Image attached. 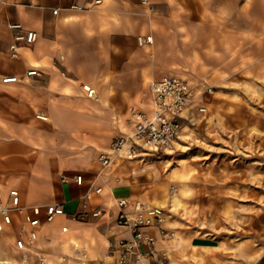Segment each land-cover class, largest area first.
<instances>
[{"label": "crops", "instance_id": "1", "mask_svg": "<svg viewBox=\"0 0 264 264\" xmlns=\"http://www.w3.org/2000/svg\"><path fill=\"white\" fill-rule=\"evenodd\" d=\"M177 1L148 0L145 5L141 0H102L99 6H92V0H34L36 7L31 8L27 0H8V6H14L15 19L7 24L3 21L1 27L0 78L16 76L19 81H0V191L5 197L10 189H17L26 207L62 204L64 209L63 216L40 227L33 249L41 251L45 238L59 251L72 247L94 256L88 242L91 238L97 240L96 252L101 255L108 244L111 252L116 239L129 237L128 230L116 221L120 210L116 202L125 199L123 211L134 213L135 203L147 192V182L137 181L129 167L146 156L136 161L117 156L108 168L101 166L99 156L109 153L113 139L131 131L128 108L142 112L147 108L146 99L144 106L138 104V91L144 84L159 76L175 75L177 69L195 71V45L210 39L202 28L238 27L239 22L254 20V13L251 17L245 14L241 1L229 11L227 0H208L209 9L202 16L199 9L198 18L195 6L189 3L185 11ZM55 8L59 9L57 15L52 14ZM183 12L186 19L181 18ZM11 23H21L38 34L34 45L18 49L17 58L11 57L9 49ZM140 37H150L153 42L139 44ZM184 37L188 40L182 41ZM223 54L203 55L197 77L204 79L219 69L220 64L206 61L222 59ZM31 68L39 75L26 77ZM85 73L93 77L97 101L85 96L78 84ZM134 77L136 86L129 83ZM201 106L205 104L198 97L182 114L178 140L189 138L186 133L191 130H184L190 129L195 117L205 116L206 112L198 111ZM76 176L82 177L81 185L76 184ZM95 187L101 188L100 194L92 193ZM86 195L89 209L84 214L81 204ZM94 208L101 209L97 217L90 213ZM79 213L82 221L71 218ZM21 218L14 215V228L6 227L0 233L13 241Z\"/></svg>", "mask_w": 264, "mask_h": 264}, {"label": "rangeland", "instance_id": "2", "mask_svg": "<svg viewBox=\"0 0 264 264\" xmlns=\"http://www.w3.org/2000/svg\"><path fill=\"white\" fill-rule=\"evenodd\" d=\"M240 1L245 14L251 17L254 13V20L239 22L238 27L202 28L210 39L195 45V71L177 69V74L167 75L189 82L195 94L210 87L211 92L199 97L211 110L206 109L204 117H195L189 127L194 132L186 133L189 138L174 141L129 167L137 181L147 182V192L138 201L150 210H159L164 217L160 226L151 229L155 237L153 255L138 264H264V0H227L229 11ZM8 3L0 0V36L3 21L7 24L15 19L14 6ZM177 3L185 11L189 3L195 6L197 18L199 9L202 16L210 6L208 0ZM183 13L185 17L181 18L186 19L187 13ZM218 38L227 42L216 43ZM218 52L224 53L222 59L206 62L221 67L199 79L202 56ZM164 76L143 85L138 91L139 96L142 94L138 104L144 106L143 93L147 94L152 81ZM80 78L78 84L86 96L93 77L85 73ZM129 81L136 86V77ZM213 113L212 124L208 125L206 120ZM149 168L151 176L147 178ZM172 196L178 198L175 204ZM4 234L0 264H115L113 258H107L111 255L109 244L98 255L95 238H91L94 244L88 241L94 256L88 251L86 256L83 250L72 247L59 251L45 238L41 251H19Z\"/></svg>", "mask_w": 264, "mask_h": 264}, {"label": "built area", "instance_id": "3", "mask_svg": "<svg viewBox=\"0 0 264 264\" xmlns=\"http://www.w3.org/2000/svg\"><path fill=\"white\" fill-rule=\"evenodd\" d=\"M27 1L28 7H36L34 0ZM101 3L102 0H92L91 5L99 6ZM141 3L146 5L148 0H141ZM71 8L77 9V6L72 5ZM58 12V8L52 10L53 15H57ZM8 28L12 33V44L9 47L12 58L18 57L20 47H30L38 40L37 32L25 29L21 23H11ZM138 42L152 44L153 41L150 37L146 39L140 37ZM37 75L39 72L36 68L27 70L25 74L26 77ZM0 81L2 84H13L18 82L19 78L2 76ZM203 92H211V88L204 87L202 92L195 94L187 81L178 77L164 76L152 81L147 90V95L151 98L152 115L149 116L137 108L130 107L127 121L131 125V132L113 139L109 153L99 156L101 166L107 168L117 156H122L126 160L141 159L171 146L181 135L182 114ZM87 96L94 97L95 91L89 89ZM198 111L204 113L205 107H199ZM38 118L42 119L40 116ZM61 179L64 182L67 180L66 177ZM82 180L81 176L75 177L77 185H81ZM100 192V187L92 190L94 194ZM87 199L86 195L81 204L84 214H87L86 210L89 209ZM116 204L120 209L116 221L128 230L129 237L116 239L113 242L110 257L114 259L115 264H138L153 255L155 237L151 229L160 226L164 222V217L159 210H150L139 201L135 203L134 214L123 211L127 206L125 199L117 200ZM90 213L93 217H97L101 214V209L94 208ZM14 215H22L13 232L14 247L21 251H29L34 248L39 228L43 223L52 220L53 217L64 215V209L62 204L26 207L21 204L17 189H10L5 197L0 191V232H4L6 227L14 228ZM80 215V213L72 215V219L77 220Z\"/></svg>", "mask_w": 264, "mask_h": 264}, {"label": "bare ground", "instance_id": "4", "mask_svg": "<svg viewBox=\"0 0 264 264\" xmlns=\"http://www.w3.org/2000/svg\"><path fill=\"white\" fill-rule=\"evenodd\" d=\"M94 91H95V89H93ZM88 92H89V90L87 91V93L86 94H88ZM96 93V92H95ZM140 97H142V94H141V96ZM143 97L146 99V101H147V108L146 109H142L147 115H149V116H151L152 115V103H151V98H150V96L149 95H147V94H145V93H143ZM94 99L97 101L98 100V97H97V95L95 94V96H94ZM207 110H211V108H210V106H208L207 108H206ZM42 119H44L45 117L44 116H42V115H39ZM214 116H215V114L213 113V114H210L209 116H208V118H207V120H206V122H207V124L208 125H211L212 124V121H213V118H214ZM130 125V124H129ZM130 127H131V125H130ZM188 130H191V129H188V128H185V132L186 131H188ZM131 132V131H130ZM194 131H190V133H193ZM129 133V132H128ZM112 164V163H111ZM108 167H110V166H108ZM107 167V168H108ZM172 201H173V204H175V202L177 201L178 202V200H177V198H176V196H172ZM154 209V208H153ZM136 212V210L134 211V213ZM133 213V214H134ZM63 216V215H62ZM58 217H60V216H58ZM57 217H53V219L52 220H50V221H48V222H45V223H50V222H52V221H54L55 219H56ZM45 223H43V225L45 224ZM42 225V226H43ZM41 226V227H42ZM40 229V228H39ZM65 230H67V228L66 227H63V228H61V232L62 233H65L64 231ZM5 232V231H4ZM1 234L2 233H0V241L2 240L1 239ZM16 249V248H15ZM75 249H79V245H77V244H75ZM18 250V249H17ZM19 251H21V250H19Z\"/></svg>", "mask_w": 264, "mask_h": 264}]
</instances>
